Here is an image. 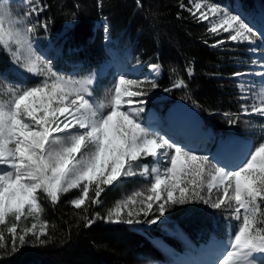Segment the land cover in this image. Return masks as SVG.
Masks as SVG:
<instances>
[{"label":"snow or ice","instance_id":"1","mask_svg":"<svg viewBox=\"0 0 264 264\" xmlns=\"http://www.w3.org/2000/svg\"><path fill=\"white\" fill-rule=\"evenodd\" d=\"M190 3L185 10L198 22H208L211 34L227 33L231 42L254 45L249 49L257 56L252 63L262 70L233 76L259 78L258 93L242 96L251 101L242 107L245 115L264 118V49L256 44L257 39L264 41V16L255 22L242 7L230 10L209 0ZM22 4V11L14 13L7 0H0V47L12 59L9 71L38 79L15 83L0 72V248L6 233L13 251L29 237L34 244L47 243L43 238L49 235V223L42 217L41 193L56 204L62 194L79 189L71 204L81 209L86 202L99 204L106 188L139 176L149 184L146 191L118 201L106 217H85L86 226L96 219L138 224L141 216H152L147 223L156 224L173 207L203 203L230 210L236 222L223 250L207 264H264V135L243 143L235 160L223 165L217 157L197 154L161 135L142 119L148 103L144 98L158 87L154 78L120 72L105 98L97 99L93 75H64L38 50L35 34L48 28L39 19L47 5L41 0ZM225 42L218 40L213 47ZM148 67L155 76L162 66ZM187 72L193 74L191 68ZM173 87L187 84L181 78ZM149 157L151 165L142 163ZM29 218L33 222L27 226Z\"/></svg>","mask_w":264,"mask_h":264},{"label":"trees","instance_id":"2","mask_svg":"<svg viewBox=\"0 0 264 264\" xmlns=\"http://www.w3.org/2000/svg\"><path fill=\"white\" fill-rule=\"evenodd\" d=\"M218 4H234L235 0H210ZM244 10L258 17L264 14V0H239ZM47 5L46 16L54 35L61 39V58L70 57L79 70H96L107 59L103 41V30L97 27V20L106 17L111 35L131 46L133 59L143 64L142 71L149 69L151 63H159L161 76L156 79L158 87L149 91L147 97L165 94L164 115L171 104L183 100L196 107L202 116V126L211 129L214 139L224 138L232 133L243 134L242 127H235V119L241 112L240 95L236 89L240 53L236 47L223 43L219 36L208 31L209 24L198 22L185 9L191 7L190 0H43ZM184 4L185 8L180 5ZM71 50V53L69 52ZM8 55L0 47V72H6ZM192 69L189 76L187 69ZM12 81H23L8 73ZM183 79L187 87L176 88L173 83ZM29 80V79H27ZM231 115L234 118L231 120ZM232 121H235L234 123ZM130 184L126 179L123 185H113L105 189L99 204L86 202L76 209L71 201L80 195L79 189H72L61 195L52 204L43 193L40 202L42 217L49 223V235L43 239L47 243H32V237L15 251L11 247V237L7 235L5 246L0 248V264H144L147 260H166L167 253L155 245L150 237L163 236L174 246L189 247L177 237L167 236L159 223L148 226L150 216L140 219L138 224L106 222L96 219L89 227L88 219L96 213L106 217L110 209L122 198L126 191L122 188ZM126 189V188H125ZM199 208V207H198ZM196 209L193 220H181L182 211H171L173 221H178L188 234L197 240L208 238L214 229L210 209ZM86 209V210H85ZM202 218H198L201 214ZM177 218V219H176ZM170 219V220H171ZM206 219V220H205ZM142 226L144 232L136 230ZM28 226V225H27ZM146 232V233H145ZM184 250V251H185Z\"/></svg>","mask_w":264,"mask_h":264},{"label":"rangeland","instance_id":"3","mask_svg":"<svg viewBox=\"0 0 264 264\" xmlns=\"http://www.w3.org/2000/svg\"><path fill=\"white\" fill-rule=\"evenodd\" d=\"M41 2L43 3V0H41ZM209 2L211 1L209 0ZM7 3L14 13H19L22 11V0H7ZM219 5L221 7H228L230 10L232 8H239V6H237L236 4L231 5L229 3H225ZM46 10L47 8L45 9V12L41 14L39 19L42 21H47L48 28L47 30L38 28L35 34V44L38 50H42V54H46V58L52 59L53 66L64 75L76 77L93 75L95 77V82L92 85V91L97 99L105 98L107 90L112 86L114 78L120 72H127L131 78L139 79L151 77L156 80L160 77L161 69L155 76H153L152 70L150 68L142 71L143 64L139 60L133 59L130 51V45L125 42L119 41L113 34L111 35L109 22L106 17H101L100 19H98L96 25L103 30V37L105 39L103 41V46L108 56L107 60L94 71H79V68L76 67L77 63H71L68 57L60 58V53L62 50L61 39L54 35V31L50 25V18L46 16ZM262 16H264V14L259 12L260 19ZM32 19L36 18L33 17ZM254 21L259 22L257 19H254ZM105 28L108 29L107 32L105 31ZM221 37V40L226 41L225 43H233L229 44L230 47L234 46L240 53H244L240 56V61L237 62L238 66L241 67L240 69H238V72L262 70L252 63L253 60L257 59V56H253L251 51H249V49L254 47V45L249 43L231 42L227 40V33H224V35H222ZM256 44L259 46V49H264V41L257 39ZM7 55L9 60L7 71L5 73H10L11 75L17 76L19 78L29 79L22 82H13H36L38 78H32L27 73L19 71H9L13 68V63L10 55L8 53ZM236 83L237 91L240 95L241 107L251 102L250 100L241 99V97L245 95L250 98L254 97L261 87L259 78L253 76L236 77ZM148 87L150 88V85ZM150 90L154 89L150 88ZM2 91L3 86H0V93H2ZM165 97V94H154L152 95V97H145L144 99H146L148 103L146 111L142 114V119H144L145 121H150L154 129L161 135H166L173 141L179 142L181 145H186L189 150H196L197 154L208 155L210 158L217 157L221 165L232 162V156L235 155L236 158L243 143L249 140H259V137L261 135H264V133L261 132V128H264V118L255 114L245 115L242 107L241 112L236 117V122L234 124L235 127H242V129L244 130L242 135L232 133L215 142H213L211 139L202 138V135H204V133H206L207 131L209 132V130L205 131L201 128L200 111L186 101L177 100L171 104L168 111L164 115L161 113V110L165 105ZM230 117L231 120L234 118L233 115H231ZM178 131L183 132L185 136H190L196 139L185 140V142L182 136L177 135ZM152 160L153 158L149 157L147 161H142V163L146 162L151 165ZM127 179H130V184H127L122 188V191H126V194H124L120 200L126 198V196L132 194L135 191H146L147 187H149L148 182L143 180V178L139 176L129 177ZM197 208L203 209L204 211L210 209L214 221L218 220L213 224L214 229L216 230L207 239L205 238L204 240H202L203 238H200V235L203 232L202 227L198 230V239L193 240V238L188 234L187 230L183 228L179 223V218L178 221L174 222L172 225L168 222H165L173 221V219H171V216H169V213L171 211L179 210L182 211L181 220L183 219L184 221L191 222L193 220V212H195ZM204 215L205 214L203 213L198 218L204 219ZM142 218L144 217L142 216ZM32 222V219L29 218V220L26 221V224L30 226ZM157 223H159L160 229L164 230L167 236L177 237L179 241H182L189 247V249L185 250L181 247L180 244L179 246H174L170 244L163 236L150 237L155 245H157L167 253V259L165 261L147 260L146 262H143L144 264H207L208 261L215 260V258L223 250L224 246L227 244L230 238V233L233 231V227L236 222L231 219V212L228 209H214L210 205H206L203 203H194L178 205L171 208ZM156 224L148 223V226H155ZM134 228L140 232H144V229H142L141 225L135 226ZM257 264H260L259 260H257Z\"/></svg>","mask_w":264,"mask_h":264},{"label":"bare ground","instance_id":"4","mask_svg":"<svg viewBox=\"0 0 264 264\" xmlns=\"http://www.w3.org/2000/svg\"><path fill=\"white\" fill-rule=\"evenodd\" d=\"M177 135H180V136H182L183 137V140H190V139H196V138H192V137H190V136H185L184 134H183V132H177ZM241 143V142H240ZM235 159V155L234 156H232V159H231V161H233ZM229 162V161H228Z\"/></svg>","mask_w":264,"mask_h":264}]
</instances>
